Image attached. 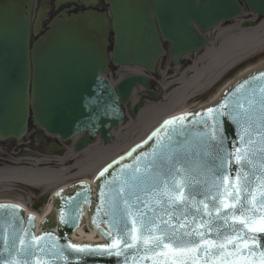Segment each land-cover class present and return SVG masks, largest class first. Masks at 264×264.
I'll return each mask as SVG.
<instances>
[{"label": "water", "instance_id": "1", "mask_svg": "<svg viewBox=\"0 0 264 264\" xmlns=\"http://www.w3.org/2000/svg\"><path fill=\"white\" fill-rule=\"evenodd\" d=\"M26 2L0 0V140H22L29 132L31 121L38 128L36 143L44 140V134L59 137L61 141L69 143L81 136L75 144L78 151L94 144L98 137L105 143H110L112 130H118L125 119V104H128L127 111L130 112L129 99L135 87L139 85L150 89L149 80L142 76L129 77L113 86L103 77V74L109 72L110 64L115 67L137 66L154 73L159 60L167 55L163 43H168L172 48L173 64L178 65L183 56L207 46V39L191 23L199 26L203 32H209L221 21H231L242 10L237 0H201L197 6L196 0H105L110 6L111 18L106 12H100V7L94 6L90 11L78 15L69 16L67 12H63V18L55 19L48 26L49 30L32 44L31 50L32 6ZM246 2L251 11L264 17V0ZM48 11L49 7L39 9V19L34 24V31L41 28V19ZM246 25L251 27L253 23ZM263 63L264 60L237 74L212 96L186 110L211 104L186 113L191 114L188 121H185L188 128L182 137L171 141V149H179V154L183 155L185 167L203 165L206 169L211 160L204 155L205 152L213 155L217 153L216 145L208 135L215 133V123L209 121L208 125H196L189 122L203 118L207 109L219 107L224 101L228 102L229 107L222 111L230 113L232 103L239 96L235 92L236 88L252 76L264 73ZM247 72L249 73L246 74ZM234 80L237 81L233 84ZM222 89L227 90L218 98ZM147 93L157 99V95ZM143 105L144 102H140L133 107V116L139 114V108ZM197 113L201 115L196 116ZM164 124L165 122L135 146L130 152L131 156L130 153L121 156L103 168L101 171L109 170L106 176L100 177V171L93 183L81 181L59 190L54 195L53 210L49 215L52 201L42 212L35 213L37 218L27 215L17 204L1 203L0 205L18 206V209L13 210L15 220L7 233L8 244H12L13 232L27 233L22 236L26 242L33 235L41 237L50 234L56 239L49 240L48 243L63 252V258L54 260L53 264H126V261L127 264H153L154 259L160 260L162 257L157 255L151 259L142 257L133 262L130 257L134 253L131 251L127 256L82 254L66 246L95 248L110 243L106 233L110 228L108 222L113 217L107 207L110 199L107 194L127 176L126 172L121 173L125 165H135L138 158L150 156L157 149L159 140H153L152 137ZM219 126L222 136L226 137L224 147L232 152L240 139V126L232 120L231 115L221 116ZM215 134L218 139L221 138L220 133ZM102 192L106 194L103 197V208ZM77 193L82 195L77 197ZM73 197L76 199L73 200ZM24 207L27 208L25 205ZM106 211L109 212L108 216H105ZM61 212L66 223L62 222ZM29 217L35 219L30 221ZM43 218L45 219L38 225L37 219L41 221ZM85 223L88 227L83 230L80 227ZM259 226L260 218L257 217V221L249 229ZM78 228L80 238L97 240V233H86L97 231L102 234V241L75 239L73 234ZM247 234L257 236L260 244L257 252L264 251V233L248 231ZM133 235H136L135 229ZM4 236V230L0 228V251L4 248ZM209 239L214 240L215 237ZM241 243H247L251 247L257 241L247 240ZM116 250L118 249H112ZM2 259L4 257L0 256V260ZM224 259L216 258L209 264H223ZM236 259L239 260V257ZM252 259L258 264V256ZM199 264H203V261Z\"/></svg>", "mask_w": 264, "mask_h": 264}, {"label": "snow or ice", "instance_id": "2", "mask_svg": "<svg viewBox=\"0 0 264 264\" xmlns=\"http://www.w3.org/2000/svg\"><path fill=\"white\" fill-rule=\"evenodd\" d=\"M235 92L239 96L232 103L230 113L222 111L229 107L224 101L219 107L207 109L203 118L189 122L208 125L213 121L215 133L221 134L219 139L215 133L208 134L217 153L205 152L211 160L206 169L203 165L185 167L179 149H171L173 138L184 135L189 126L185 121L191 114L165 121L152 137L159 140L157 149L150 156L138 158L135 165H125L121 173L126 172L127 176L107 194L110 195L107 207L113 217L106 233L110 243L95 248L66 247L82 254L127 256L131 251L133 262L142 257H162L154 259L153 264H199L200 261L209 264L216 258H225L223 264H257L252 259L257 256L258 264H264V251L257 252L260 248L257 236L247 234L248 231L264 233V73L252 76ZM225 115H231L240 126V139L232 152L224 147L226 137L219 126L220 117ZM108 171H101L99 176H106ZM81 195L77 193V197ZM104 195L102 192L101 208L105 207ZM15 209L18 206L0 205V228L5 233L4 248L0 251L4 259L0 264H53L54 260L63 258V252L48 243L56 239L50 234L33 235L26 242L22 236L27 233L13 232L12 244H8L7 233L13 227ZM108 215L106 211L105 216ZM257 217L260 226L249 229ZM34 219L29 217L30 221ZM61 219L67 222L63 212ZM247 240L257 243L251 247L241 243ZM113 248L118 250L112 251Z\"/></svg>", "mask_w": 264, "mask_h": 264}, {"label": "bare ground", "instance_id": "3", "mask_svg": "<svg viewBox=\"0 0 264 264\" xmlns=\"http://www.w3.org/2000/svg\"><path fill=\"white\" fill-rule=\"evenodd\" d=\"M218 38L222 39L223 42L221 41V44L217 49L206 50L205 59H203L205 65L202 70L195 72L186 85L183 84V82H177V88L174 91L175 94H173L169 103V108L171 110L168 114H166L162 119H158L165 111L164 108H158L156 106L146 108L141 112L140 115H143V118L140 120V123L145 128L153 124L152 122L157 123L158 126L167 118L186 111V103H188V101L192 99L197 92L203 89L214 88V86L232 70L241 66L253 57L263 54L264 20L253 29L232 27L224 31V33ZM255 65L256 64L251 65L250 67ZM165 88H167L166 85L162 84V89ZM150 112L152 114L148 116ZM145 137L146 136L141 137L138 142L142 141ZM132 146H129L128 148L130 149ZM90 148L85 151H81L86 153L87 157L83 163L76 162L73 165L74 168L70 171L73 174L71 175V178L66 177L64 168H60L63 164V160L57 159V161L54 162L55 165L57 164V168L41 170L37 166L39 161H35V164H32V168L30 170L25 169L24 171L18 172L15 177H10L7 182L8 184L16 182L31 188H37L38 190H42L47 193L52 190V194L57 190L66 187L70 180L76 179L91 182L93 178L90 179L87 177L95 176L103 166L118 157L120 152L113 147H101V150L98 152V156L96 158L95 152L99 149L92 151L93 149L90 150ZM0 179L4 180V176H0ZM23 203H25L27 207H30L27 201L23 200Z\"/></svg>", "mask_w": 264, "mask_h": 264}, {"label": "flooded vegetation", "instance_id": "4", "mask_svg": "<svg viewBox=\"0 0 264 264\" xmlns=\"http://www.w3.org/2000/svg\"><path fill=\"white\" fill-rule=\"evenodd\" d=\"M27 1L26 3L32 6V34H31V50L32 44L35 43L40 37L45 34L49 30V25L55 21L57 18H63L61 14L63 12H67L68 15L72 14H80L89 10L90 6L101 7L102 11H108V7L105 5L104 0H93V2H89L87 0H23ZM242 7L241 14L237 18L236 22L232 21L229 23H222L218 32L214 34L213 38H218L221 34L224 33L227 29L232 27H239L241 29L246 28L245 24L249 22L251 19V13L247 8L245 0H237ZM200 2V0H196V5ZM49 7V12L47 16L41 19V28L39 30L34 31V24L37 22L38 12L41 7ZM192 26L202 34V31L199 27H197L194 23ZM167 50H170V47L167 45L164 46ZM163 63V61H162ZM185 64L183 63L182 66ZM162 67V64H161ZM110 71L108 75H111L113 79L117 76L115 73L117 70L113 67H110ZM159 69V68H158ZM169 74V70H168ZM157 74L156 80L151 81V87L153 90H156L158 93L163 91H169L167 88L160 89L158 88L160 82L164 80V77H161ZM159 82V83H158ZM169 93V92H168ZM137 102L142 101L145 96L143 91H139ZM145 98V99H146ZM163 97L160 96L159 100ZM151 100V99H150ZM152 101V100H151ZM32 124L30 127V133L37 131L36 128H32ZM34 134L30 135L29 140H8V141H0V176H4V180L0 179V202L12 200L13 198H17L18 196L26 197L27 191L25 188L18 185L17 183L8 184L9 178L13 175L16 176L18 172L24 171L25 169H31L32 164H35V161H39L38 168L41 170L52 169V166L55 165L54 162L57 161L55 156H58L66 150L67 148L73 147L72 144L61 143L57 139V137L46 136L42 142L35 143ZM101 142L103 140L101 139ZM65 147V149L60 150V148ZM35 156V157H34ZM64 167H66L63 162ZM3 173V174H2ZM2 174V175H1ZM38 196L37 201L33 202L32 208H39L43 201V193L39 191L36 192ZM2 198V199H1ZM4 198V199H3ZM47 196H45V199ZM45 201V200H44Z\"/></svg>", "mask_w": 264, "mask_h": 264}, {"label": "rangeland", "instance_id": "5", "mask_svg": "<svg viewBox=\"0 0 264 264\" xmlns=\"http://www.w3.org/2000/svg\"><path fill=\"white\" fill-rule=\"evenodd\" d=\"M250 29H253V28H250ZM210 41H211L212 44L209 46L208 50L217 49L219 47V45L221 44L222 39L213 38V33H212ZM205 53H206V51L205 52L203 51L202 53H199V54H196V55H190L189 57H187L189 59H195V64H191L192 62L190 60L186 59V63L183 66V68L172 70V72L168 76H165V81L162 82V83L166 84L169 87H171V86L172 87H176L177 86V82H181V83L183 82V84L186 85L190 81L191 76L194 75L195 72L202 70V68L204 67L205 62L203 61V59H205ZM168 60L169 59H167V61L163 62L162 71H164V65H166L168 63ZM263 60H264V53L259 55V56L253 57L249 61L243 63L241 66L235 68L230 73L225 75V77L219 83H217L214 86V88H212V89H203V90L197 92L195 94V96L192 99H190L188 101V103H186L185 107L187 109H189L192 106H194L195 104H197L198 102H200L201 100H204V99L212 96L223 85L227 84L237 74L241 73L242 70L248 69L251 65L258 64L259 62H261ZM189 88H191V87H189ZM173 94H175L174 91L171 92V93H168V91H164L163 93H160V95H163L164 98L160 99L158 102L157 101H155V102L154 101L147 102V107L146 108L154 107V106H156L158 108H164L165 112L163 114H161L159 116V118H158V119H162L171 110L169 108V103H170V100L173 97ZM150 114H152V113L150 112L148 114V116ZM142 118H143V115H139V116L133 117V118L129 117L125 121L123 127H121L120 130H118L117 132L114 133V138H113V141H112V143L110 145H106L103 142H100L98 140L95 145L91 146L90 150L93 149L92 151H96L97 149H99V150H97L95 152L96 153V158L98 156V152L101 150V147L103 148V147H107V146L113 147L114 149L119 150L120 154L123 155L129 149L128 148L129 146H132V145L134 146L136 144V142H138V140L141 139V137H144V136L147 137L150 134L151 130L155 129L157 127V123L152 122L153 124H151L149 127L145 128L140 123V120ZM155 120H157V119H155ZM120 154H119V156H121ZM86 157H87L86 153L75 151L72 148H67L64 152H61V154H59L58 156H55L56 159L63 160V162L65 163L66 167H64V165L62 164V166L60 168H64L65 169L64 172L66 174V177H68V178H71L72 177L71 175H73L70 172L74 168L73 165L76 162L83 163V161L86 159ZM95 159H93V160H95ZM110 162H108L107 164H109ZM53 168H57V166H52V169ZM11 177H15V176L12 175ZM93 177L94 176H89L87 178L92 179ZM77 181H79V180H76V179L75 180H70L68 182L67 186L71 185V184H74ZM25 191H26V189H25ZM35 194L37 195V193H35ZM51 194H52V190L48 191V193L46 192V195L49 196V197H50ZM28 195L30 196V195H33V194L31 192L27 191V194H26V197H25L26 199L28 198L27 197Z\"/></svg>", "mask_w": 264, "mask_h": 264}]
</instances>
